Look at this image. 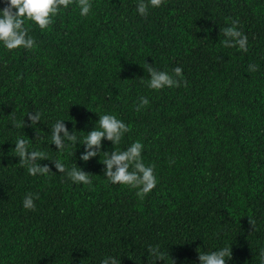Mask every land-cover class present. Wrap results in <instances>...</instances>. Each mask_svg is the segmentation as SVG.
<instances>
[{
    "label": "trees",
    "instance_id": "trees-1",
    "mask_svg": "<svg viewBox=\"0 0 264 264\" xmlns=\"http://www.w3.org/2000/svg\"><path fill=\"white\" fill-rule=\"evenodd\" d=\"M91 3L86 17L76 3L61 9L43 31L26 22L31 50L0 42V264H101L106 257L152 264L149 245L167 264H199L198 252L223 247L232 251L226 264H260L264 0H164L147 17L138 0ZM234 20L247 52L221 43ZM145 62L169 74L181 67L186 83L148 88ZM140 97L149 104L136 111ZM29 112L40 114L36 125ZM104 114L130 131L118 145L102 139L101 151L139 141L143 163L154 166L157 183L143 200L137 189L107 180L103 152L81 159L79 141ZM57 120L77 144L56 148ZM20 138L46 153L37 163L51 172L33 176L19 164ZM56 159L88 173L92 184L67 179ZM29 193L35 210L23 207Z\"/></svg>",
    "mask_w": 264,
    "mask_h": 264
},
{
    "label": "clouds",
    "instance_id": "clouds-1",
    "mask_svg": "<svg viewBox=\"0 0 264 264\" xmlns=\"http://www.w3.org/2000/svg\"><path fill=\"white\" fill-rule=\"evenodd\" d=\"M76 3L80 9V15L86 17L92 9L91 0H4V7L0 8V42L9 51L17 48L26 50L33 49L36 44L34 38L29 35V27L26 22L36 24L42 31L49 28L54 17L58 15L61 9H67L70 4ZM164 0H138L137 12L147 17L150 7H160ZM238 20L232 21L231 27L223 30L224 40L221 41L224 47H238L239 50L247 52V36L238 30ZM6 66V62H5ZM149 75L148 81H141L152 90H160L165 87H180L183 81V71L181 67L173 69V74L161 71L152 64L145 62L142 66ZM257 66L249 65V71H256ZM149 100L147 97H140L136 111L147 106ZM31 125H36L40 121L38 112H29L27 115ZM63 120H57L51 129V140L58 150L66 146L65 141L77 144L78 139L75 133H69L68 128L62 123ZM25 125V122H24ZM23 125V126H24ZM99 127H95L80 143L85 144L86 150L81 159L87 161L90 157L104 154L101 162L106 165L104 176L112 184L127 185L130 188L137 189L136 195L143 200L145 196L155 188L156 177L154 175V166H146L142 161L143 144L139 141L133 142L126 150L101 151V141L106 138L112 142V145H118L125 133L130 131V126L114 114H104L99 116ZM19 127L20 125H16ZM63 133V136H61ZM15 156H18L19 164L26 167L30 175H47L52 170L47 166H40L39 159H48L46 153L36 150H29V141L20 138L16 141L14 147ZM55 164L58 172L63 173L67 179L74 183H83L91 185L92 180L88 173L79 169L75 165L70 169L59 159L51 160ZM131 169V170H130ZM23 207L29 210H35L34 197L31 193L27 194L23 200ZM249 223L254 227L255 221L249 218ZM148 253L152 257V264L156 261H164L167 264V255L162 252L159 246H148ZM199 264H226V261L232 258V251L229 247L211 252H198ZM260 264H264V249L259 253ZM120 264V261L114 257H106L101 264ZM175 264V261H174Z\"/></svg>",
    "mask_w": 264,
    "mask_h": 264
}]
</instances>
